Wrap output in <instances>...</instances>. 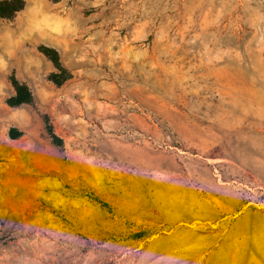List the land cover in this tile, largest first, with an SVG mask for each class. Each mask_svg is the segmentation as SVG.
<instances>
[{
	"label": "rangeland",
	"instance_id": "obj_1",
	"mask_svg": "<svg viewBox=\"0 0 264 264\" xmlns=\"http://www.w3.org/2000/svg\"><path fill=\"white\" fill-rule=\"evenodd\" d=\"M25 2L0 19V264H264V0Z\"/></svg>",
	"mask_w": 264,
	"mask_h": 264
},
{
	"label": "trees",
	"instance_id": "obj_2",
	"mask_svg": "<svg viewBox=\"0 0 264 264\" xmlns=\"http://www.w3.org/2000/svg\"><path fill=\"white\" fill-rule=\"evenodd\" d=\"M25 3V0H0V19H10L14 17L16 13L25 7ZM37 50L43 54L54 67V71L50 72L47 76L48 80L55 85H61L71 77L70 71L61 63L60 55L56 48L46 44H39ZM9 82L13 88V93L5 100L7 105L16 107L22 104H31L33 102V94L29 86L25 82L20 81L13 72L9 75ZM45 122L47 132L52 142L56 145H61V138L54 133L46 116ZM11 137L15 138L16 136L11 135Z\"/></svg>",
	"mask_w": 264,
	"mask_h": 264
}]
</instances>
